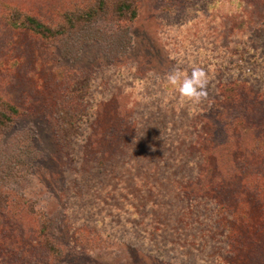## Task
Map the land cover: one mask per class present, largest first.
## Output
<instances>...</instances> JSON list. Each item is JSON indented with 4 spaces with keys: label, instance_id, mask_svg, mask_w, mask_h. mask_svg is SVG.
Listing matches in <instances>:
<instances>
[{
    "label": "rangeland",
    "instance_id": "374dc122",
    "mask_svg": "<svg viewBox=\"0 0 264 264\" xmlns=\"http://www.w3.org/2000/svg\"><path fill=\"white\" fill-rule=\"evenodd\" d=\"M207 1L139 0L138 16L132 24L133 45L125 56L108 58L99 43L83 46L78 60L62 59L58 50H52L55 67L51 73L44 72L41 90L36 92L30 88L32 81L24 79V72L17 74L18 85H25V91L35 98L42 95L41 102L35 105L34 114L23 117L4 135L3 141H11L15 132L30 128L42 155L26 181L6 180L0 194V209L8 217L5 221L0 219L3 238L0 241L19 235L17 242L31 255L35 252L36 260L14 256L10 251L6 256L0 242V264H218L215 258L221 254L222 239L214 230L212 233L206 220L209 216L192 217L188 225L173 197H165L169 178L163 181V171L173 178L179 174L185 178L194 167L184 159L180 163L174 160L180 145L171 149L173 145L168 146L155 134L156 146L173 152L167 158L168 167L154 171L150 165L142 166L149 158L144 151L150 145L147 142L136 148L134 142L126 146L121 140L118 145L123 144V151H117V145L109 152L106 149L109 145L106 142H110L108 135L114 128L121 130L122 125L130 122L125 120L126 112L141 120L142 131L164 130L171 112L159 106L177 100L180 95L167 91L165 86L170 84L164 86L163 82L174 70L190 74L193 67L189 63L195 58L201 67L206 65L205 60L209 61V54L190 50L192 47H208V41L220 39L223 45L230 44L233 36H252L256 44L264 47V0H218L213 5ZM28 43L32 48L25 50L24 70L32 67L35 49L44 52L43 46L38 47L39 42ZM116 64H123L127 70L130 65L136 68L135 73L142 78L139 87L142 97L135 90L138 85L135 82L139 80H124L125 76L115 70L119 66ZM83 77L95 79L96 88L88 95L86 104L78 95L70 98L73 100L70 109L76 114L74 118L66 116L67 123L62 125L59 108L66 107L69 111V104H65L69 85ZM108 93L112 96L107 97L109 103L102 107L99 98ZM83 110L84 116L79 113ZM133 147L136 150L131 152ZM135 155L139 162L134 165L136 172L144 173L146 181L157 183L160 178L158 188L163 194L138 190L133 198L115 192L114 175L128 182L130 171L125 168V160ZM48 222L54 240L64 247L61 259H46L48 251L41 234ZM6 223L10 228L5 229ZM147 229L150 236L145 241L141 233ZM74 238L90 250L82 254L74 248ZM33 239L38 243L32 242Z\"/></svg>",
    "mask_w": 264,
    "mask_h": 264
},
{
    "label": "trees",
    "instance_id": "16d2710c",
    "mask_svg": "<svg viewBox=\"0 0 264 264\" xmlns=\"http://www.w3.org/2000/svg\"><path fill=\"white\" fill-rule=\"evenodd\" d=\"M207 2L213 5L219 1ZM138 12L139 0H0V194H3L6 180L15 183L26 181L42 155L30 128L15 132L11 141H3L4 135L23 117L34 114L35 105L41 102L42 95L35 98L25 91V85H18L17 74L24 72V79L32 81L30 88L36 92L41 90L40 83L45 73H51L55 67L52 50H58L62 59L78 60L83 46L99 43L108 58L125 56L133 45L132 24ZM233 37L230 44L223 45L220 39L208 41V47L190 49L210 55L204 67L198 64V58L189 63L203 70L207 79L206 95L198 103L181 96L164 106L161 103L159 107L170 111L171 116L168 125L158 133H154L153 128H148V132L140 130L141 120L137 121L133 113L126 112L125 120L130 122L123 123L121 130L114 128L108 135L110 142H106L109 144L106 149L109 152L117 145L115 149L123 151V144L127 146L134 142L138 148L147 142L150 145L144 151L149 158L142 166L150 165L154 171L168 167L167 158L172 151L156 146L155 134L168 146L173 145L171 149L180 145L175 150L174 160L180 163L184 159L194 167L185 178H181V174L173 178L163 171V181L169 178L165 197H173L177 210L188 225L192 217L209 216L206 220L212 233L214 230L222 239V250L215 258L216 263L264 264V47L256 44L252 36ZM29 41L39 42L41 45L38 47L43 46L44 52L35 49L32 67L24 70L25 50L31 46ZM116 65L119 66H115V70H118V75L125 76L124 80H139L135 82L138 84L135 90L142 97L139 90L142 78L135 73L136 68L130 65L127 70L123 64ZM252 81L255 82L251 87ZM95 83V79L88 77L71 81L65 104H72L70 98L75 95L82 97L81 102L86 104L88 95L96 88ZM167 84L168 80H165L163 85ZM165 89L170 93L177 92L171 85ZM110 95L99 98L102 99V107ZM98 107L96 105V109ZM59 110L58 118L62 125L67 123L66 116L74 118L76 114L73 108L70 109V104L69 111L66 107ZM85 111L79 113L84 116ZM89 128L91 130L93 126ZM121 140L123 144L119 146L118 141ZM132 149L131 152L136 150ZM160 153L164 155L162 158L158 157ZM136 156L125 160L130 182L114 175L115 192L120 195L123 192L133 198L138 190L163 194L158 188L160 178H157V183L146 181L144 173L136 172L134 165L139 164ZM7 217V212L0 209V219L5 221ZM5 225V229L10 228L9 224ZM42 231L48 251L46 259H61L65 250L60 242L54 240L51 223H45ZM141 234L148 241L149 230ZM7 237L11 236L0 241L6 256L10 251L14 256L36 260L35 252L31 255L17 242L19 235H13L12 240ZM73 241L74 248L82 254L90 250L83 243L80 245L77 238ZM32 242L38 243V240L33 239Z\"/></svg>",
    "mask_w": 264,
    "mask_h": 264
},
{
    "label": "clouds",
    "instance_id": "9594fccd",
    "mask_svg": "<svg viewBox=\"0 0 264 264\" xmlns=\"http://www.w3.org/2000/svg\"><path fill=\"white\" fill-rule=\"evenodd\" d=\"M167 80L182 98L193 103H198L206 95V75L198 67H193L190 74H181L174 70L167 76Z\"/></svg>",
    "mask_w": 264,
    "mask_h": 264
}]
</instances>
